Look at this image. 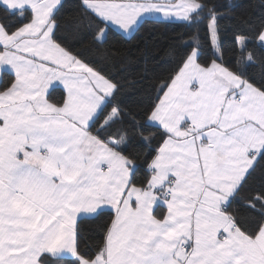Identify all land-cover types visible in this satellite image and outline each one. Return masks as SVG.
I'll list each match as a JSON object with an SVG mask.
<instances>
[{"label":"snow or ice","instance_id":"6c2138e0","mask_svg":"<svg viewBox=\"0 0 264 264\" xmlns=\"http://www.w3.org/2000/svg\"><path fill=\"white\" fill-rule=\"evenodd\" d=\"M0 264H264V0H0Z\"/></svg>","mask_w":264,"mask_h":264},{"label":"trees","instance_id":"16d2710c","mask_svg":"<svg viewBox=\"0 0 264 264\" xmlns=\"http://www.w3.org/2000/svg\"><path fill=\"white\" fill-rule=\"evenodd\" d=\"M218 2L222 3V4L231 3V4H244V5H246L248 3V0H218ZM153 30H155L162 37V39L160 41L161 47L168 40V38L176 35L179 32L185 31V29L182 27H174V26L165 25V24H159V25L155 26V28H153L152 25H148L146 27V29L142 31L141 36L146 37L149 35V32L153 31ZM230 39H231V36L229 34V37L226 38V41H230ZM139 43H140V38H137L136 40H132L131 44H125L124 46L126 48L131 49L132 52L134 53L136 50V46ZM132 60H133V63L128 66L127 72L125 73L126 75H128V78L130 80L138 79L139 73L142 70V64L138 62L137 57L132 56ZM242 211L246 215H248L251 219H258V216H255V214H253V213H249L247 211V209H242Z\"/></svg>","mask_w":264,"mask_h":264}]
</instances>
